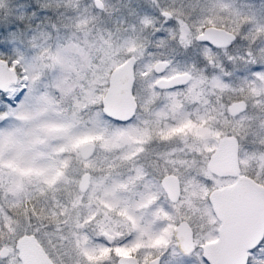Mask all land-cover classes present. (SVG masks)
<instances>
[{"label": "rangeland", "instance_id": "374dc122", "mask_svg": "<svg viewBox=\"0 0 264 264\" xmlns=\"http://www.w3.org/2000/svg\"><path fill=\"white\" fill-rule=\"evenodd\" d=\"M93 1L35 0L44 7L63 5V12L55 19H42L37 31L43 35L34 44L24 42L22 50L16 53L36 82V92L30 94L23 105L10 110L9 114L16 119L0 132V219L4 225L0 237L8 241L13 234L11 239L15 243L19 236L32 234L56 264H102L111 259L110 253L117 256L137 253L146 249L145 243L157 244L162 233L170 237L172 225L168 220L169 217L177 218L174 216L176 213L166 210L164 202L160 207L155 205L158 203L151 190L155 188L159 194L153 183L156 178L147 176V170L142 171L147 165L142 167L138 158L147 157L153 151L154 155L166 158L170 149V154L193 153L185 166L177 160H169V172L179 176L183 184L181 203L176 209L181 211V217L193 215L201 221V227L210 229L213 220L209 221L202 202L199 205L202 193L207 195L209 189H205L194 176H189L188 170L191 168L194 172L208 175L207 164L194 162L197 158L203 160L210 149L214 150L221 136L249 134L251 137L264 130V98L260 102L264 89L256 90L264 82V72L252 75L251 80V65L248 63H264V25L256 23L253 31L245 26L243 34L248 43L233 46L231 63L223 50L213 52L209 46L195 40L206 26L223 28L234 35L241 32L240 26L246 19L239 17L238 8L241 9L248 0H149L150 25L167 29L168 33L166 38L153 36L149 46H140L132 51V56L137 58L136 87L133 89L138 101L137 120L156 111L157 101L165 97L158 94L159 90L155 94L148 88L151 86L153 63L167 60L171 63L168 73L186 71L192 75L188 88L181 91L184 103H204L205 93L212 89L221 99L219 111L224 110L226 115L227 106L232 101L244 100L247 103V111L233 120L227 119L221 126L223 130L217 127L219 114L216 108L214 127H207L203 134L195 132L192 122L181 126V120L188 118L195 108L183 113L178 105L182 102L179 96L168 109L173 115L183 113L186 117L182 119L178 115L180 119L173 118L172 125H154L151 121L148 124L147 120L142 125L140 120L138 128L131 120L118 126H114L112 120H99V106L108 74L117 66H113L112 59L107 60L103 46H118L121 33L118 27L124 24L114 25V31L108 30L99 23V18H108L115 13L113 0H101L103 6L100 9L95 8ZM25 2L0 0L5 15L14 8L22 9ZM162 11L169 12L175 22L165 26L164 20L157 15ZM245 18L250 19L251 16L246 15ZM254 40L256 47H252V51L255 55L245 57L243 53L248 51ZM26 48L33 49L35 56L26 57ZM128 56L122 53L115 60L120 63ZM213 59L218 62L215 70L211 65ZM227 65L244 67L242 69L248 71L249 79L242 80L243 85L241 80L238 81L241 83L235 87L226 82L221 84L218 72ZM197 117L200 119V112ZM87 142L93 143L95 150L88 159H82L79 150ZM246 143L250 144L251 139ZM241 150L245 152L238 159L242 173L252 171L255 165L258 174L264 166V153H253L246 148H239L238 152ZM59 165L63 169L58 168ZM85 172L90 174V183L85 192H80L78 183ZM159 172L161 176L167 173L163 169ZM157 173L155 175H159ZM150 211L154 216L156 211L160 216L164 213H159L165 212L168 217L163 225L157 217L154 219L157 224L153 223L148 230ZM30 217L43 229L40 235L34 234L35 229L26 230ZM132 232L135 237L119 246L108 247L93 240V237L103 234L117 239ZM140 243L145 246L139 249ZM3 247L8 248L9 253L12 251L10 242L0 244V249Z\"/></svg>", "mask_w": 264, "mask_h": 264}, {"label": "snow or ice", "instance_id": "6c2138e0", "mask_svg": "<svg viewBox=\"0 0 264 264\" xmlns=\"http://www.w3.org/2000/svg\"><path fill=\"white\" fill-rule=\"evenodd\" d=\"M3 5L0 4V66L12 68L15 73V80H9L6 83L0 82V132L5 126H8L14 115L9 114L10 110L17 109L23 105L30 94L36 92V82L32 80L29 69L25 66L22 59L16 55L21 51L24 42L34 44L43 34L37 31L39 24L44 18L55 19L63 12V5L55 8L38 5L35 0H26L23 8H14L12 12L5 15L2 11ZM68 15L67 12L63 13ZM157 15L164 20L165 26L173 24L175 19L167 12H159ZM253 23L264 25V7L259 12L252 11L251 18H246L245 24H241V32H237L233 38L224 45L223 51L225 58L231 63L234 58L231 50L238 43L247 44L248 40L243 34L245 26L251 28ZM159 34V33H157ZM264 35V33H262ZM200 44L208 45L212 51L219 52V46L212 45L208 41H197ZM190 48L191 45H188ZM252 47H256L255 40L248 51L244 52L245 57L254 56ZM206 63V61H205ZM251 65L249 71L264 72V63L248 61ZM135 68V64H133ZM207 71V68L205 69ZM162 75V73H154ZM135 79L133 80V89H135ZM103 108L101 104L99 106ZM247 111V109H245ZM99 120H116L107 111L98 113ZM238 148H246L250 152L264 153V130L256 136L246 134L244 136H234ZM251 139V143L246 142ZM239 155V152L237 153ZM199 165L207 164L208 175H202L188 170L189 176H194L195 180L200 182L205 189L211 190V198L205 196V203L208 204L212 215L215 217L210 229L208 226L201 227V221L193 215L186 214L183 217H169L168 222L172 225L171 235L167 242L160 247L141 249L137 252V264H141L145 252L151 253L150 264H231L225 252L230 248L232 236L237 222L244 212V206L241 199L242 192H246L249 199L258 203L264 208V191L259 190L258 186H253L250 180H245L237 170L239 165L233 167L231 157L227 153L221 142V145L215 150H209L204 155L203 160L197 158L194 162ZM245 176L257 181V184H264V166H261L257 174L255 165L250 172L244 173ZM178 197H172L170 201H165L164 208L171 209V203ZM162 200L165 198H161ZM11 215V213H9ZM34 218L30 217L26 230L40 235L43 230L39 223H33ZM18 227V226H17ZM4 231L3 220L0 219V233ZM18 234V233H17ZM5 241L0 237V244L10 242L12 251L8 254L0 253V264H31L16 249L14 239ZM135 233H129L111 241L103 236H95L93 240L102 242L108 247L123 245L135 237ZM215 237V247H209V239ZM111 259L105 260L102 264H124L120 257L115 253L109 254ZM41 264H47V261H41ZM237 264H264V230H261L258 236L245 241L242 247L241 259Z\"/></svg>", "mask_w": 264, "mask_h": 264}, {"label": "water", "instance_id": "95a60500", "mask_svg": "<svg viewBox=\"0 0 264 264\" xmlns=\"http://www.w3.org/2000/svg\"><path fill=\"white\" fill-rule=\"evenodd\" d=\"M95 5L101 8L103 4L100 0H95ZM167 13L171 16L169 12ZM233 36L234 34L232 32L223 28L206 26L195 36V40L208 41L212 45L219 46V48L222 49L224 45L229 43ZM135 61L134 56H128L121 64L112 69L108 75L107 87L101 98V104L103 105L101 111H107L113 117L117 118L113 121L125 123L131 120L135 115L137 108L133 95V80L135 79L133 64H135ZM166 66L167 62L158 61L154 65V72L161 73ZM15 78V73L12 68L0 66V82L6 83L9 80H15ZM190 79V74L181 73L170 79H159L156 85L160 88L183 86L186 85ZM246 108L247 103L244 100L232 101L227 106V113L230 117H235L243 113ZM221 142L224 150L229 153L233 167L235 168L238 163L237 153L239 148L234 139V135L221 136L217 141L215 149L221 145ZM94 150V144L87 142L81 146L79 155L82 159H88L93 154ZM237 170L240 172L239 167ZM241 176L245 180H250L253 186H258L259 190L264 191V186L258 185L253 179L243 174H241ZM89 183L90 174L85 172L82 174L78 183L79 191L85 192L89 187ZM162 185L170 198L178 196V180L176 177L173 175L165 176L162 180ZM210 198L211 193L209 194V199ZM241 199L245 210L239 218L237 227L233 232L231 246L225 252V256L231 261V264H237L241 259L242 247L245 241L255 238L261 230H264V208H261L258 203L250 200L246 192H242ZM103 237L109 241L114 239L108 234H103ZM215 246L214 242L209 243V247ZM15 247L23 257L31 262V264H41V261H47V264H55L48 256L43 246L32 234H23L19 236L15 240ZM0 253L8 254L9 249L3 247L0 249ZM120 259L124 264H137L133 257H121Z\"/></svg>", "mask_w": 264, "mask_h": 264}, {"label": "trees", "instance_id": "16d2710c", "mask_svg": "<svg viewBox=\"0 0 264 264\" xmlns=\"http://www.w3.org/2000/svg\"><path fill=\"white\" fill-rule=\"evenodd\" d=\"M118 1V10L116 14H119L118 17H112V21L110 18H107L106 20L103 21V26H106L108 30L114 31L116 28L115 26H112L114 21H119L118 26L120 23L123 22V26L120 28L121 33H120V38H119V43L116 48L112 45H104V53L107 54V60H111L113 66L115 64H120L117 63L115 60L117 56H120L122 53H127L129 55H133L134 53L132 52L133 49L143 46H149L151 44L152 37L153 36H159L161 38H166V33H168L167 29L163 30L157 26H152L150 25V4L149 0H123L121 4V0H114ZM241 2V1H240ZM242 3V2H241ZM223 6V5H222ZM264 7V0H248L246 5L242 6L241 9L238 8V12L240 14V18H245V16H251L252 11L259 12L261 8ZM212 10V8H211ZM111 17V16H110ZM114 19V20H113ZM256 23H253L252 27L250 30H255L256 29ZM70 32L72 30L70 29ZM159 33V34H157ZM54 40L57 42L55 37H53ZM52 38V39H53ZM52 42V41H50ZM50 45V44H49ZM36 51V50H35ZM214 52V51H213ZM19 53V52H18ZM25 56H35V52H33V49L31 48H26ZM27 59V58H25ZM224 61V60H223ZM223 63V62H222ZM110 64V65H112ZM111 68V67H110ZM244 67H239L237 65H232L229 67L227 65L224 68H220V71L218 72V79L221 84L226 82L229 86L235 87L238 86L239 83L238 81H244L245 78L249 79V73L246 69H242ZM259 72H253L251 71L250 74V79L252 80V75H257ZM106 74V73H105ZM248 74V75H247ZM242 81V85H243ZM106 88V86H105ZM221 89V88H220ZM264 89V82H261L259 84V88L257 86V92L260 90ZM104 90V87H103ZM102 92V91H100ZM99 92V93H100ZM208 92V93H207ZM205 93L206 96V102H204V105L200 104V102H185V107L186 110L192 111L194 108V112L191 114L192 116V121L189 119V122H192V126L195 129V132L200 134H203V130L206 129L207 127H214L215 117H214V111L216 108H218V126L221 130V126L227 119L233 120L234 117H230L228 114L226 115L224 110L219 111V107L221 104V99L220 97H217V92L210 90ZM221 92V90H220ZM262 95V98L260 99V102L263 101L264 98V93L260 94ZM190 104V105H188ZM196 107H202V109ZM217 110V109H216ZM200 112L201 117L200 119L197 117V114ZM239 116V115H238ZM237 117V116H235ZM189 118V117H188ZM186 118V120L188 119ZM114 126H118L119 122L112 121ZM191 126V127H192ZM197 129V130H196ZM193 130V129H192ZM234 132L233 130H231ZM231 131H227L231 133ZM244 155L245 152L243 153V150L239 152V155ZM250 156V153H249ZM58 168L63 169L62 165H59ZM23 206V205H22Z\"/></svg>", "mask_w": 264, "mask_h": 264}, {"label": "flooded vegetation", "instance_id": "af4514ba", "mask_svg": "<svg viewBox=\"0 0 264 264\" xmlns=\"http://www.w3.org/2000/svg\"><path fill=\"white\" fill-rule=\"evenodd\" d=\"M101 1V0H100ZM102 2V1H101ZM121 2V4H122V2H123V0H121L120 1ZM93 3H94V6H95V8H97V9H100V8H98V7H96V5H95V0L93 1ZM103 4V3H102ZM103 6V5H102ZM112 6L115 8L114 9V11H115V13L114 14H110V16H108V18H110V20L112 21V17H116V13H117V10H118V1H112ZM90 9H92V7H90ZM163 12V11H162ZM87 14H91V13H89V12H87ZM107 18H104V17H102V18H99V23H101L102 25H104L103 23H102V21H104V20H106ZM114 20V19H113ZM119 22V21H118ZM118 22L117 21H114V23H113V25L112 26H114V25H118ZM203 45H206V44H203ZM208 46V45H207ZM220 50H223V48L222 49H220ZM135 57V56H134ZM135 68H134V76H135V69H136V65H137V58L135 57ZM158 61H165V62H167V66L165 67V69L161 72L162 73V75H154V65H155V63L156 62H158ZM158 61H155L154 63H153V66H152V71H151V74H152V79H151V84L150 83H148V84H150L151 86L148 88V90H154L155 92V94L156 93H158L159 91H160V93H158V94H164L165 95V97L164 98H162V99H160L159 101H157V103H156V111H158L159 113L158 114H156L155 112V110H154V112H151L150 113V115L147 117V118H145V117H143L142 119H138L137 120V111H138V101H136V99H135V101H136V105H137V108H136V112H135V115H134V117L131 119V122H133V124H134V126H137L138 128H139V124H138V121H140V120H142V125L143 124H145V120H147V122H148V124L150 123V121L151 122H153V124L154 125H156V124H160V125H168V124H170V125H172V122H174V120L175 119H173V118H177V119H180V118H185L183 115V113L184 112H186V107H185V104H184V101H183V96H184V94L183 93H181V91L182 90H186L187 88H188V86H189V84H190V82H191V80H192V75L190 74V73H188V72H180V73H173V74H170V73H168V70H169V68H170V66H171V63L169 62V61H167V60H158ZM211 65H212V69L213 70H215L216 68H218V62H217V60L216 59H213L212 61H211ZM181 73H188V74H190V76H191V79H190V81L186 84V85H183V86H175V87H168V88H160V87H158L157 85H156V83H157V81L159 80V79H170L171 77H173V76H175V75H178V74H181ZM216 74H217V72H216ZM135 78H136V76H135ZM159 90V91H158ZM212 90H215V89H212ZM134 95V94H133ZM180 97L179 98V100H181L182 102L181 103H178V105L179 106H181L179 109H181L182 110V114L180 115V113H178V114H176V115H173V114H171V112L169 111V109H168V107L170 106V104L171 103H175L176 102V100H177V97ZM135 98V97H134ZM200 104H204L203 102H200ZM178 115H180L179 117H178ZM189 119H191V121H192V116L191 115H189ZM136 120V122L134 123V121ZM129 122V121H128ZM191 123V122H190ZM187 124H188V119L186 120V118H185V120H181V126H187ZM141 125V126H142ZM190 126H191V124H189ZM171 134H168V136H170ZM167 136V137H168ZM166 137V138H167ZM169 139V138H168ZM179 143H181V140H180V142ZM155 151H153V152H150L149 154H148V156L147 157H138L139 159H140V162H141V165H142V167H144V165H147L146 167L147 168H144L142 171H144V170H147V172H146V175L147 176H151L152 178H156L155 179V181H156V183H155V181L153 182V180H152V182L155 184V186L157 187V189H158V191H159V194H160V197L158 196L159 194H157L156 193V191H155V188H154V190H151V192H153V197L154 196H156V200H157V203L158 204H155V205H159V207H160V205H161V203L162 202H164L165 203V201H170L171 200V198H170V196L168 195V193H167V191H166V189L163 187V185H162V180H163V178L165 177V176H168V175H173L174 177H176L177 178V180H178V198L174 201V202H172L171 203V210L173 211V214L174 213H176L174 216L175 217H181V211H178L176 208L179 206V204L181 203V195H182V192H183V184L181 183V181H180V179H179V176H177L176 174H174V173H171V171L169 172V164H170V159L172 160V159H174V160H177V161H179L178 163H180V165L181 166H185L186 165V160H187V158L188 159H190V157H193V153H191L190 154V151H189V154H187V152L186 151H183V152H180V153H178V154H176V153H173V154H170V152H171V149H170V151H169V153H168V155H167V158L166 157H164V156H156V155H154L155 153H154ZM142 158H144L143 160H142ZM137 159V158H136ZM145 160V161H144ZM144 161V162H143ZM137 162H138V159H137ZM146 163V164H145ZM162 164V167L160 166ZM160 166V167H159ZM161 169H163V171L164 172H167V173H165V174H163L162 176L160 175V173L161 172H159ZM154 170H156L157 172H159V173H157V172H154ZM207 170H208V168H207ZM209 171V170H208ZM155 173H157V174H159V175H155ZM149 174H151V175H149ZM151 178V179H152ZM254 180V179H253ZM256 181V180H255ZM256 183H257V181H256ZM261 186H264V184H260ZM174 187V186H173ZM145 191V190H144ZM208 194H207V196H208V198H209V194L211 193V190L209 189L208 190V192H207ZM205 193L203 192L202 193V197H201V199H202V201H200V203H199V205H201V202H202V209H203V207L205 206L206 207V211L208 212L207 213V215L210 217V219H209V221L210 222H212V220L214 221L215 220V217L212 215V212H211V210L209 209V207H208V204H206L204 201H205ZM165 198V199H161V198ZM150 201V198H149V200H148V202ZM143 202V201H142ZM141 202V203H142ZM158 210V209H157ZM152 212L153 211H150V214H149V216L151 217L150 218V224H149V221H147L148 222V230H149V228H150V225H153V223H156V221L154 220L155 218H157L158 217V220H159V222H161V224L160 225H163V221L164 220H166L167 219V215L165 214V212H162V213H159V214H163V216H160V215H158V211H156V216H154L153 214H152ZM166 218V219H165ZM157 224V223H156ZM159 224V223H158ZM159 226V225H158ZM172 229V228H171ZM215 237H211L210 239H209V241H208V243H211V242H214L215 241ZM167 240H168V238L162 233V236L160 237V239H159V242L156 244V242L155 243H151V244H147V243H145L146 245H147V247H146V249H150V248H157V247H160V246H162L163 244H165L166 242H167ZM142 246H145L144 245V243H140L139 244V249H140V247H142ZM120 258L121 257H133L134 259H135V261L137 262V253L136 252H134V253H129V254H124V253H122V255H120L119 256ZM150 258H151V253L150 252H145V257H143V259L141 260V264H150ZM55 263V262H54ZM56 264V263H55Z\"/></svg>", "mask_w": 264, "mask_h": 264}]
</instances>
